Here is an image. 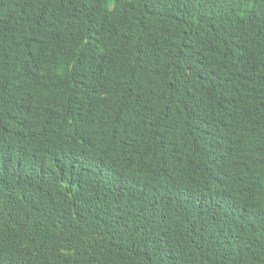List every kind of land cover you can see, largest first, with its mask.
I'll list each match as a JSON object with an SVG mask.
<instances>
[{
    "label": "trees",
    "instance_id": "trees-1",
    "mask_svg": "<svg viewBox=\"0 0 264 264\" xmlns=\"http://www.w3.org/2000/svg\"><path fill=\"white\" fill-rule=\"evenodd\" d=\"M0 264H264V0H0Z\"/></svg>",
    "mask_w": 264,
    "mask_h": 264
}]
</instances>
